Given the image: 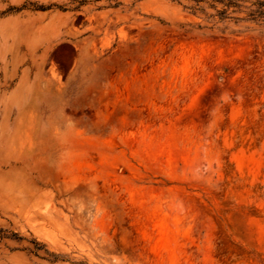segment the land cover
Returning a JSON list of instances; mask_svg holds the SVG:
<instances>
[{"label": "rangeland", "instance_id": "obj_1", "mask_svg": "<svg viewBox=\"0 0 264 264\" xmlns=\"http://www.w3.org/2000/svg\"><path fill=\"white\" fill-rule=\"evenodd\" d=\"M227 1L0 0V264H264V26Z\"/></svg>", "mask_w": 264, "mask_h": 264}, {"label": "trees", "instance_id": "obj_2", "mask_svg": "<svg viewBox=\"0 0 264 264\" xmlns=\"http://www.w3.org/2000/svg\"><path fill=\"white\" fill-rule=\"evenodd\" d=\"M226 7L228 6H239V4L234 0H228L224 3ZM249 10L247 11V19L257 23L258 25L264 26V0H253L247 6ZM224 9L222 13H225Z\"/></svg>", "mask_w": 264, "mask_h": 264}]
</instances>
